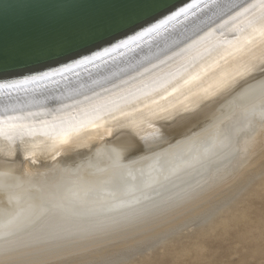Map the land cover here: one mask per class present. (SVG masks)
Masks as SVG:
<instances>
[{
	"label": "snow or ice",
	"instance_id": "1",
	"mask_svg": "<svg viewBox=\"0 0 264 264\" xmlns=\"http://www.w3.org/2000/svg\"><path fill=\"white\" fill-rule=\"evenodd\" d=\"M202 3L185 0L176 5L171 0H139L135 8L99 17L24 22L19 53L51 70L28 68L17 72L16 64L0 63V72L22 77L0 81V93L27 92L29 85L105 61L188 19ZM57 54L71 62L51 60ZM48 60L61 66L53 68ZM257 90L264 97V0H228L218 21L195 31L148 66L140 65L115 79L97 82L89 93L55 100L58 107L52 109H12L0 115V141L5 145L0 151L9 164H14L20 148L25 153L23 159L32 164L37 162V150L42 149L50 148L49 155L55 160L79 143L86 128L99 130L109 123V117L114 123L127 121L138 132H150L142 139L151 150L166 135L161 121L178 115L195 116L225 97H232L229 107L255 117L254 107L245 101ZM178 97L183 99L177 101ZM259 117L264 121V104ZM219 124L223 125L224 120ZM248 144L246 141L242 150L247 151ZM204 151L209 152L207 148ZM204 159L206 156L193 157L189 166L202 164ZM11 172L9 169L3 176L7 178ZM175 174H164L163 179L168 181ZM24 175L30 178V174Z\"/></svg>",
	"mask_w": 264,
	"mask_h": 264
},
{
	"label": "bare ground",
	"instance_id": "2",
	"mask_svg": "<svg viewBox=\"0 0 264 264\" xmlns=\"http://www.w3.org/2000/svg\"><path fill=\"white\" fill-rule=\"evenodd\" d=\"M182 99L183 97H178L177 101ZM231 99L230 96L225 97L204 107L195 116L178 115L175 119L161 121L166 135L151 150L144 145L142 139V136H149L150 132H138L127 121L114 123L109 117L106 118L109 123L99 130L86 128L81 133L79 143L55 160L49 155L50 148L42 149L37 150V162L32 164L23 159L25 153L20 148L14 164H9L4 152L0 151V180L6 179L0 181V187L3 184L12 187L25 184L19 189L0 190L5 204L14 208L6 219L0 221V264H30L62 258L69 253L77 255L76 253L85 254L89 250L96 252L94 248L97 246L102 247L115 240H118V245L119 240L125 239V243L120 241V245L125 246L133 241L135 243L139 232L143 235H138L136 243L140 238L153 237V234H148L149 231L154 230L155 234L158 232L160 235L163 230L167 231L175 224L187 222L191 217L197 218L195 216L204 214L203 211L210 212L215 204L205 200L210 199L213 193H219L218 189H223L220 184L227 175L247 162L256 144L254 141L264 126V121L260 122L259 117L264 97L259 90L253 92L245 101L254 107L255 117L245 114L239 108L229 107ZM219 120H224V124L220 125ZM204 129L207 133L204 137L191 138V135L195 136V133ZM109 131L112 135H109ZM246 141L249 144L247 151H244L242 149ZM206 148L208 153L204 151ZM0 149H5L2 141ZM117 154L120 160L115 159ZM181 154H185L184 158L190 160L184 163L185 159L181 158ZM205 156L202 164L189 166L191 158ZM159 157H172L173 160L177 158L178 162L173 163L175 167L169 170L170 173H163L160 171L161 167L169 161L153 164ZM119 162L123 166L118 165ZM9 169L12 172L6 178L3 173ZM90 170L101 173L97 175L96 183L86 188L83 172L89 173ZM173 172L176 174L170 180L163 179L164 174ZM25 173L30 174V178ZM36 185L38 189L33 188ZM37 191V199L44 206L36 204L37 200L34 201L33 197L25 198L28 193ZM11 197L21 201V206L9 202ZM99 201L105 204L100 202L101 206H97L99 204L96 202ZM84 203H87V207H83ZM92 203L96 205L88 207ZM35 207L36 212L41 209L39 212L42 214L37 216L39 218L34 224V220H31L33 226L26 227L23 221L28 214L32 216L30 212ZM131 236H135V239L131 240ZM127 237L129 239L126 240ZM139 244L142 246L144 243ZM123 248L121 251L125 252ZM103 260L105 261L104 256ZM89 261L81 264H95Z\"/></svg>",
	"mask_w": 264,
	"mask_h": 264
},
{
	"label": "rangeland",
	"instance_id": "3",
	"mask_svg": "<svg viewBox=\"0 0 264 264\" xmlns=\"http://www.w3.org/2000/svg\"><path fill=\"white\" fill-rule=\"evenodd\" d=\"M205 129L195 133V136L194 134L191 135V138L204 137L207 134ZM260 130L259 137L257 136L254 141L256 144L247 162L239 168L233 169L227 175L228 178L226 177L220 184L223 186L219 185L223 189H218L219 193L217 191V194H212L213 198L211 196L210 199L205 200L208 203L215 204V208L210 211L211 215L210 212L203 211L204 214L199 212L200 215H197L198 213L196 214L197 216L194 215L197 218L191 217L192 219L189 218L188 221L186 220L187 222L183 221L181 224H175L172 228H168L167 231L163 230L162 234L159 233L160 235L156 232L157 236L154 230L149 231L148 234H153V237L147 236L145 239L143 238L144 242L140 238L139 241L141 242L137 241V245L138 235H143V233L139 232L135 240L136 244L134 241V244L132 242L125 244L128 248L131 245L132 248L128 250L130 253L126 252L128 248L120 245V241L121 243L124 242L123 240L125 239H123L119 240L118 245V240H115L102 245L103 248L97 246L100 249L94 248L96 252L89 250L90 253L85 251V254L81 252L76 253L77 255L69 253L65 255L67 259L62 256L64 259L58 257V259L40 260L30 264H64V262L65 264H81V262H88L89 260L95 264H264V126ZM187 139L190 138L188 137ZM83 173H86L83 176L86 177V188H89L96 183L97 175L101 172L90 170L89 173L88 171ZM2 196L0 194V221L6 219L7 215L14 210L12 206L5 204ZM101 200L103 201V199ZM102 201L96 202L99 204L97 206H101L102 203L105 204ZM100 202L102 203L100 204ZM206 202L205 204H207ZM96 203L94 205L93 203L88 204V207L95 206ZM80 205L82 206V203ZM86 205L87 203H84L83 207H87ZM36 208L31 210L32 216L28 214L29 219L28 216L24 219L23 223H26V227L33 226L37 222V218L42 214V212H39L42 210L37 209L39 214L35 216L34 214H37ZM201 215H204V217L202 218ZM31 220H34L33 224ZM23 223L22 226H25ZM28 223L29 225H27ZM175 227L177 228L173 230ZM163 233L164 236H162ZM135 236L134 238L131 236L130 239L132 240L133 238L134 240ZM127 239L129 238L127 237ZM139 243H144L142 245L144 248ZM122 248L125 252H122ZM102 253L107 262L103 260ZM96 255H99V257L96 258ZM119 257L122 259H119ZM95 258L98 260L96 261ZM98 261H102V263Z\"/></svg>",
	"mask_w": 264,
	"mask_h": 264
},
{
	"label": "water",
	"instance_id": "4",
	"mask_svg": "<svg viewBox=\"0 0 264 264\" xmlns=\"http://www.w3.org/2000/svg\"><path fill=\"white\" fill-rule=\"evenodd\" d=\"M184 2L185 0H171V3L176 5H181ZM227 2L228 0H203L194 14H189L188 19H181L180 22L170 25L167 30H162L160 34L146 37L138 45H133L131 49L116 52L112 57L105 58V61H97L94 65L74 68L72 71L29 85L27 92L0 93V115L12 109L32 111L40 110L42 107L52 109L58 107V104L54 103L55 100L76 96L80 93H89L90 89L96 87L97 82L115 79L125 72H131L132 69L140 65L148 66L157 58H163L166 52L188 39L195 31L206 28L213 21H218ZM138 5L139 0H0V63L16 64L15 71L17 72H23L28 68L38 71L51 70V68L42 67L41 63L36 62L32 57L23 56L19 53V41L24 22H30L37 18L99 17L115 10L135 8ZM51 60L71 62L64 60L59 54L54 55ZM51 60L47 61L51 67L61 66L52 64ZM9 71L12 69L10 68ZM25 74L36 73L25 72ZM15 78L22 77L0 72V81ZM181 155V158L186 157L185 154ZM172 157L156 158L153 164L163 160L164 162L169 161L167 165L163 164L162 170H160L163 173H168L178 162L177 158L173 160ZM115 159L120 160L118 154ZM184 159V163L190 160L189 158ZM118 165L123 166L121 162ZM1 180L5 181L6 179ZM23 185L25 184L21 183L12 187L3 184L0 190L19 189ZM37 186L33 188L38 189ZM38 192L28 193L25 198L33 197L34 201L37 200L36 204L43 205L37 199L39 197ZM8 201L13 204L17 203L16 206H21V201L18 202L13 197L9 198Z\"/></svg>",
	"mask_w": 264,
	"mask_h": 264
}]
</instances>
